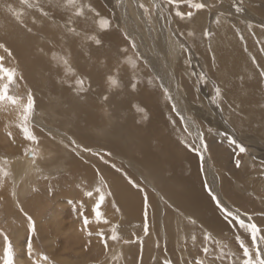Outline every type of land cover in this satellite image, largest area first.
Returning <instances> with one entry per match:
<instances>
[{
  "label": "rangeland",
  "instance_id": "1",
  "mask_svg": "<svg viewBox=\"0 0 264 264\" xmlns=\"http://www.w3.org/2000/svg\"><path fill=\"white\" fill-rule=\"evenodd\" d=\"M81 1L78 0V3ZM197 1L199 0H193V3H203L206 6H212L216 9L217 13H215L214 8L208 9L209 11L207 12V16L210 18H212L213 15L218 18L220 15L223 18L222 21L230 22L232 19L235 20L240 17L241 22L243 24L244 21L248 23L246 24L248 26H251V24L253 23L256 24V26L260 24V26L264 30V22L262 23V21H260V19H263L264 21V0H254L253 2L252 0H215V2L213 1V3L211 4L209 3L210 0H200V2ZM81 3V5H89V3H91V7L83 8V15L80 16H77L75 14V9H68L69 13L67 14H70L69 16H67L69 17L68 19L72 20L71 18L77 17V26L81 28L80 31H83L85 27L84 24L81 23V19L79 18H84L83 20L88 21L87 23H90V25L93 27L90 29L94 31L97 27H99L98 21L102 18H106L109 21V27L102 30L108 32V30L114 29L120 33V35L125 41L123 40L124 45H122L123 48L121 50V52L123 51V54L120 52V59L119 57L117 58L122 63L127 65L129 64V72L132 71V73L136 75V78L133 79L134 82H138L139 80V83H142L141 85L146 82L145 84L147 85L144 84V88L146 90L149 88L146 91V93L148 92L149 97L143 95L142 96L147 99L149 98V101L153 103H155L156 101L163 107L162 112L166 116L168 122L166 123L165 127L168 131L172 133L173 138L175 137V140L177 141V144L176 142H174L175 145H172V147L180 148L181 145L182 147L188 150L187 154H190L191 156L193 155L192 157H195L194 164L196 168H198L197 171L199 174V178H201L200 185L202 186V190L209 197V200L211 201L219 215H222L225 218V213L219 210L216 202L211 198L209 189L211 190V193L219 199L222 206L227 208L229 211H232L234 214H237L238 210V214L241 219H244L246 223H255L257 227L261 229L257 238V247L260 250L264 251V243H260L259 241V237L264 236V167L258 168V165L264 163V77L263 74L259 73L261 68L264 70V66H261L264 65V53L261 52L262 49L260 45L262 43H260L259 46L257 45L259 54L256 55L255 53L257 52L250 51L247 48L249 45L247 44L248 39L245 37V35H243V33H240L239 31L233 36L235 37L234 39L236 40V42L239 39L240 42L238 41L237 43L239 44L240 49L244 50V53H248V59H253L256 55L254 60L256 61V65L253 64L251 60L250 62L253 64V66L252 68L248 66L250 68V73L247 74L244 79L240 78L236 80L238 84L240 83V89H238V91L240 92V95L244 97V100H246L247 102L243 104L244 106L240 107L251 108V110H253L255 114L252 113L253 111L248 112L250 120L245 119L244 115H241L243 119L241 116H238L237 118L240 120L239 123L236 124L231 122V113L225 116L220 107L221 100L215 92V87L217 88V86L215 85L216 82L213 80V77L208 76L209 74L207 67L203 65L200 57L198 56L197 47H195L196 44H194L193 37V35L195 36V34L192 32V28H190L191 36H188L186 39L185 35L183 34V31L178 26V23H185L187 20L190 21L195 16V9L191 7V4L188 3V0H175L174 3H169V0H83ZM92 3H95V5L93 4L92 6ZM141 4L144 5L143 8L140 7ZM177 6H181L184 11L176 8L177 10L173 12L172 10H174V7ZM251 6H260V14L256 13L257 10H251ZM171 7L172 9H170ZM238 8L240 9L239 11H237ZM101 9H103L104 11ZM145 9H147L148 11L145 12ZM177 11L183 12L185 14L184 18L178 17L176 15ZM188 12H191L193 17H188ZM210 18H208V21L206 22L208 25L206 27V31L209 33L207 37L210 36L211 33V21L209 22ZM240 25L244 26L241 23ZM72 29L73 28H71V30ZM25 31L30 32L28 31V29ZM75 32H73V34ZM247 32L251 33L252 30L248 28ZM30 33H33L34 35L29 38H26L27 34L23 32H20V35L27 41L36 37H38V39H41L43 34L42 28L39 26L35 28L34 32ZM165 34L168 36H166ZM38 35H40V37ZM157 35L161 37V42L165 46V49L168 50L170 45L174 46L175 50H173L174 52L172 53V55H175L176 57H179V52H181V40L184 41V51L186 52L185 54L189 61L187 63H189L190 69L192 68V74L190 75L186 72L191 71L190 69H186V71L181 74L184 75L188 79V81L192 79L193 73L196 76L199 74L198 78H196L197 81L195 82V85L206 86L208 84L207 87H205L204 89H206L205 93H210V96H206V100L198 103L199 109H193L192 107V109L187 108L190 106V104L188 103L187 99H185L186 95L184 92L186 91L183 89V85H177L175 75L174 73H172L174 72L172 64L169 62L164 53H161L163 52L162 49L155 45ZM162 38L165 40V42ZM38 39L37 43H40ZM166 40L168 43L166 42ZM93 43L97 44L95 41H93ZM244 45L247 47H245ZM262 45H264V40ZM65 48L66 47L64 46V48L61 50H52L49 53L50 59L56 60L60 65H63L64 63L62 61H58L56 57L62 52V50H64V54H69L68 48ZM6 50L10 53L11 49L6 48ZM170 50L171 49H169L168 51ZM249 54L254 55L249 58ZM37 55L38 53L36 51L32 52V56ZM168 57L171 58V55ZM45 58H47V56H45ZM237 59L240 60V58ZM129 60H131V63H128ZM163 61H165L166 65ZM11 62L12 63L7 65L5 64L4 60L2 61L5 67H12L17 69V75L14 78V83L11 84L9 87V95L27 100V95L30 92L33 96V99H35V93L32 92L28 84L30 82L28 81L26 76L24 77L25 73L24 71H22L23 64L19 62L17 57L15 56L11 57ZM246 62L247 64L249 63L248 60ZM54 63L57 64L56 62ZM167 63H170L168 64L170 66H168ZM257 64L259 65V67ZM64 66L65 65H63V68L65 69ZM67 67L71 69L68 64ZM155 67L157 68V71H162L164 69L167 73H169L168 76L170 78L169 80H171L172 89H167V87H164L161 81V73L159 74V72L156 71ZM136 68H138L139 71L135 73ZM255 69L256 72H254ZM54 70H58V68ZM76 71H78V69H76ZM67 73H74V76L72 75V77H74V79L76 80L77 78L81 79L80 76H77V74H75L74 70L73 72L71 71ZM132 73L130 74L132 75ZM201 74H203V79H201ZM60 78L61 80H64V77H62L61 74ZM249 78L252 81L249 80ZM76 80L74 83L77 85ZM5 83H7V80ZM71 83H73V81ZM244 84L248 85V87L243 88L242 86ZM82 86L77 85V87H79L77 91H87V89H85V85L83 87ZM19 87H21L22 89H19ZM127 89L128 88L125 87V91ZM209 89L211 90V92ZM120 90L121 96L125 94L124 90ZM189 90H192V93L197 89L193 86V88L191 87V89ZM112 92H114V89H111L110 92L106 93L107 96L104 95L102 97L104 103H102L103 108L101 112V117L103 120H105L104 115H109L110 113H112L115 107L114 103L112 102ZM245 92L248 94H246ZM165 95L166 97H164ZM253 96L258 97L257 103L252 102ZM189 100L191 102H194L191 103L192 106H197L195 105V102H197L195 98H189ZM252 105L253 107H250ZM44 109L50 110L49 106H44ZM228 110H230V112L234 111L232 109ZM114 113L116 114V112ZM117 113L121 115L120 117L119 114H116L117 117L122 120V124L126 122L127 119L124 112ZM149 113L152 114V112ZM51 114L53 115V117L55 115L54 118L58 119L59 117L60 119V115L57 114V110L55 111V113L54 111L53 113L51 112ZM250 114L252 115V118ZM47 115H44V113L37 114V109L35 107L34 102V108L28 122L30 131L36 137V140L32 141V145H36L39 143L42 145H51L50 142H52V145L56 148V155L53 154V158L59 156V162L63 163L61 166V173L54 170L52 171V173H49V175L38 174L37 177H34V179L29 182L28 187H30V190H28V193H25V195H23L22 197L19 196L18 198L17 190L18 188H20L21 182L24 179L26 180V178L28 177L24 176L22 179L16 180L13 175V169L15 170V168L18 167V164H21V162L18 160L20 159V157L23 156L22 152L25 153V151L31 150L32 148H26L27 144L19 148L21 143L17 140L15 136L14 138L13 136L9 137V134L8 142L11 143L10 146L4 143V141L6 140L0 138V168H3L9 173L8 176H3L2 174H0V183L3 182L2 184H4L5 186V188H0V264H4L3 257L6 242L12 248V264H18L16 262V256L18 254L24 256L25 254L29 253V245L31 246V250L35 247H39L41 249V252L47 257L48 264H64V261H69L72 264H119V260L115 259V256L114 258L112 257L113 252L111 250L115 247H125L128 249L129 247H134L133 250L128 253V256H132L134 258V264H143L142 261L146 260L143 259V241L147 234V232H145V221L147 222L146 218L149 207V197H151L150 193H152V195L156 194V187L158 186V184H155L153 182L155 180L154 177L148 176L152 182L153 188L151 190L150 188L145 186L144 183H142V181L138 178L137 175H133L129 171V168L124 167L122 162L112 159L114 160L113 162H107L110 165L103 166L104 171L108 170L109 172H114L118 174L120 176L121 181H125L134 191L139 193V195L141 196L142 206L140 213L145 219H143V223L140 222L141 226L139 227L135 226L137 224L135 222V225H131V222L125 221V219H129V217H120V208L116 202V199H114V196L110 195L109 192L111 190L107 192L109 190V187L107 186L105 181H98L99 177L96 172L94 173V171H96L97 169L93 171L92 162H96L99 160L96 157L98 156L96 155L98 150L104 151L106 154H108V156L111 154L107 152V150H105L107 148H104L102 146H106L104 141H102V139H99L95 141L91 147H89L92 148V151H94L90 153V156L88 154L80 156L77 151L64 152L61 150V148L57 146L61 145L65 147L66 143H71L74 149L75 147L78 148V146H75L74 143L69 141L70 139L63 135L64 132L60 133L58 132V129H53L52 127H55V125H50V122L45 121L46 117H49ZM72 118V113L69 110L65 115V119L63 120V127L67 132L69 127L67 123L71 121ZM56 120L55 123L58 124ZM205 120L207 121L206 123L209 122L211 123V125H206V123L204 122ZM43 125L49 127V131H52L53 133L52 136H50V134H47V139H40L39 136L35 134V131H43L41 128V126ZM106 126L112 127L107 122ZM149 126L151 127L152 125ZM142 127V129L146 128L145 121L142 123ZM214 127L220 128L227 135L235 139L238 144H242L243 146H245L246 152L239 153L238 149L234 145H230L229 142L220 139L214 143L215 146L218 148L217 149L215 147L216 151H220V156H218L215 152V149L210 148L209 146V143H211V135H213ZM157 129L160 130L159 125H157ZM18 133L19 134H17V132H14V134H16L21 139V141L28 140L24 136V134H21L20 132ZM164 133L165 132L163 131V129L160 130L161 136H163ZM200 134H203L204 144L207 145L206 151L204 150L203 145H201ZM195 149H199L200 152H202V160L200 155H198L197 151H195ZM236 159H240L241 161L239 167L236 166ZM72 163H76L79 167L76 168L74 172L70 171V165ZM216 163L218 164V166H221H219L220 169L225 172L224 174L230 180L229 183H226L223 186L216 184L215 176L218 172L216 169ZM14 164H17V167H15ZM113 165H115V167H113ZM23 168L26 167L24 166ZM19 169V171L23 172V169ZM212 172H214V175L212 174ZM234 175H236L235 179L233 178ZM232 178L237 181V185L235 184V181ZM129 179H131L133 183H129ZM38 180L43 181L41 182V185L37 183ZM43 185L44 187H42ZM205 185H207V187ZM97 187L100 188V193L96 191ZM21 188H25V186L22 185ZM103 188L106 190H104ZM86 192H92L93 195L91 197L86 196ZM7 193L9 197H7ZM101 193H103L105 199L100 207L101 219L98 221L92 209L95 205V201L98 199ZM145 197H147L148 201L146 216ZM8 198L11 199L13 206L10 211H7L5 207V201ZM24 202L27 203V206H25ZM163 202L170 206V204H168L165 200ZM51 214H53L56 218H52ZM29 216L32 218V221L35 225V230L32 232H29L28 230L27 218ZM248 216L252 217L251 221L248 220ZM85 217L89 221L87 225L84 224ZM227 219L232 222L234 230L232 231L231 229L228 234V232H226L228 230L221 229L219 231L220 235L218 237V240H216L215 237L205 239V235L202 234L201 230L197 226L199 225L198 223H188L193 226V228L189 229L190 231H188V233L196 236L195 239L192 237V239H188L191 241L182 244L183 250L191 254L189 258L186 257V264H197V260L201 261L202 264H204L203 260H201V255H205L207 258H211L212 260L214 259L223 264H233L234 262H236V264H243L244 257L243 249L241 248V243H243L245 247H248L250 249V254L253 258H255V252L257 248L253 247L251 234L246 232L244 229L240 228L239 224L235 222L234 217H228ZM154 223H156V221H154L153 224ZM76 225L85 227L86 231L84 234H88L85 235L82 240H78L76 243L70 245L71 241L65 242L64 236L65 233H67L65 232V230L69 227H75ZM17 227L23 229H21L18 235H16ZM148 227L149 222H147V229ZM113 231H115L117 234L118 239L116 240L111 239ZM69 234H71V232H69L67 235ZM99 234L103 235V239H101V235ZM238 237L239 239H237ZM183 241H186V239H182L180 243ZM164 244L166 245V243ZM164 244L157 245L155 250L153 251H157L159 248L160 250H162L165 246ZM205 247L208 248L207 253L203 251ZM26 249L28 250V252L26 251ZM177 252H180V249H177ZM160 253L163 254L162 252ZM158 255H156V257H151L150 264H168L166 261H162V263H160ZM188 260H191V263H189ZM148 261L146 264H148Z\"/></svg>",
  "mask_w": 264,
  "mask_h": 264
},
{
  "label": "bare ground",
  "instance_id": "2",
  "mask_svg": "<svg viewBox=\"0 0 264 264\" xmlns=\"http://www.w3.org/2000/svg\"><path fill=\"white\" fill-rule=\"evenodd\" d=\"M213 1L215 2V0H210L209 3L211 4ZM253 1L254 0H252V2ZM197 2H200V0ZM29 3L33 4L34 6L30 8L27 6V4L22 3V0H0V44L4 45L3 48H0V56L3 57V60L7 65L12 63V56L17 57L18 61L23 64L22 71L25 73L24 77L26 76L30 82L28 83L30 89L33 93H35L34 102L37 109V114L44 113V115H47L48 113L47 116L49 117H46L45 121L50 122V125L54 124L55 127L51 126L53 129H58V132L60 133L64 132L63 135L68 137V139H70L69 141L74 143L75 146H78V148L75 147L74 149L71 143H66L65 147L61 145L57 147L61 148V150L64 152L77 151L80 156H84L86 154L90 156V153L94 151H92V148L89 147H91L94 142L99 139L104 141L106 146L102 144L101 145L104 148H107L105 150L111 154L108 156V154H106L104 151L97 149L99 153H96V155H98L96 157L99 160L92 162L93 171L97 169L94 171V173L96 172L98 175V181L101 182V178L102 181H105L109 187L107 192L111 190L109 193L111 196H114V199H116V202L120 208V217H129V219H125V221L131 222V225H135V223H137L135 226L139 227L141 226L140 222L143 223V219H145L140 213L142 206L141 196L125 181H121L118 174L109 172L108 170L104 171L103 166L110 165L107 162H113L114 160L112 159L118 160L122 162L124 167L129 168V171L133 175H137L142 183H144V185L151 190L153 188L152 182L148 176L154 177L155 180L153 182L158 184L156 187L157 195H152V193H150L151 197H149V207L146 218L147 222H149V227L143 241V259H146L142 261L143 264H146L148 259V264H150L151 257H156V255H158L160 252L163 253L158 255L160 263H162V261H166L168 264H186L185 259L186 257L189 258L191 254L183 250L182 244L191 241L188 239H192V237L196 236L188 233V231H190L189 229L193 228V226L188 223H198L199 225L197 226L203 235L208 233L209 238L215 237L216 240H218L220 235L219 231L221 229L228 230L226 231L228 234L231 229L233 231L234 227L232 222L218 214L215 207L209 200V197L202 190V186L200 185L201 178H199L197 171L198 168H196L194 164L195 157H192L193 155L191 156L190 154H187L188 150L181 145L180 148L172 147V145H175L174 142L177 144V141L175 140V137L173 138L172 133L165 127L166 123L168 122L166 116L162 112L163 107L156 101L153 103L149 101V98L147 99L143 97L148 96V92L146 93V91L149 88L147 90L144 88L145 85H147L145 84L146 82L144 81V86L141 85V82L139 83V80L138 82H134L133 79L136 78V75L132 73V71L129 72V64H124L119 60V56L121 53L123 54V51L121 52V50L125 41L120 33L114 29H107L108 32H106L100 29V27H97L93 31L90 29L93 27L90 25V23H87L88 21H84V18H79L85 27L83 31H80L81 28L77 26V17L71 18L72 20L68 19L69 17L67 16L70 15L67 14L69 13L68 9L71 10L72 8L65 7L64 0H29ZM90 4L91 3H89V5ZM93 4L95 5V3H92V6ZM8 6H11L12 11H9ZM259 7L251 6V10H257L256 13L260 14L261 10H259ZM176 8L184 11L181 6L174 7V10L172 11L175 12V10H177ZM209 8L214 7L205 5V7L202 9H195V16H192L193 18L191 20L189 19L190 21L187 20L185 23H178V26L183 31L186 39L188 36H191L189 33H191L190 28H192V32L195 34L193 37L194 44H196L195 47H197L198 56L200 57L203 65L207 67L209 74L208 76L213 77V80L216 82L215 85L220 89V107L225 116L231 113V122L238 124L240 120L237 118L238 116L244 115L245 119L250 120L248 112L253 110L248 107L241 108L244 106L243 104L247 102L244 100V97L240 95V92L238 91V89H240V83L238 84L236 80L240 78L244 79V77L250 73V68L248 66L252 68L253 64L256 62L254 60L256 55L259 54L258 46L260 43L263 44L264 30L260 24L256 26V24L253 23L251 26H248L246 25L248 24L246 21H244L243 24L240 17H237L239 20L232 19L230 22L222 21L223 18L220 15L218 18L214 15L212 18H210L207 16ZM170 9H172V7ZM214 11L217 13L216 9ZM14 12H18L20 14L19 19H17L13 14ZM208 18H210L209 22L211 21V33L210 36L207 37L204 35V33L206 31V27L208 26L206 23ZM260 21H262V23L264 22L263 19H260ZM240 23L246 27L241 26ZM37 26L42 28L43 34L41 39L36 37L26 41V39L20 35V32H23L27 34L26 38L33 36L34 34L30 32H34ZM71 28L73 29L71 30ZM248 28L252 30L251 33L247 32ZM27 29L30 32H26L25 30ZM239 31L240 33H243V35H245V37L248 39V47L245 45L244 46L250 51L257 52L255 53L256 55L253 59L250 57H252L254 54H249L250 59H248V53H244V50L240 49V46L237 43L239 39L237 42L234 39V34ZM73 32L75 33L73 34ZM158 35L155 45L162 49L163 52L161 53H164L169 62L172 64L174 69V72L172 73L175 75L177 85H183V89L186 91L184 92L186 95L185 99H187L188 103L190 104V106L187 108H198V103L206 100V96H210V93H205L206 89H204L208 84L206 83V86L195 85V82L197 81L196 78H198L199 74L196 76L193 73V77L189 81L184 75H182L186 69H190L189 63H187L189 61L185 54L186 52L184 51V41L181 40V52H179V57H176L175 55H172L174 52L173 50H175L174 46L170 45L171 48L169 46L168 50L171 49L170 51L165 49V46L161 42V37ZM38 36L40 37V35ZM91 36H95L97 39H99L100 43L94 44L93 41L95 40L89 39ZM37 39L40 43H37ZM262 44H260L262 49L261 52L264 53V45ZM64 46L68 48L69 54H64V50H62V52H59L60 54L57 55L56 59L60 62H63L64 59L67 60V64L71 67L72 72L74 70L75 74L80 76L83 80V86L85 85V89H87L85 92H81L79 90L77 91L79 87H77V85L74 83L76 80L74 77H72L74 73H67L63 68L64 64L60 65L56 60H51L49 57V53L52 50H61L64 48ZM6 48L11 49L10 53L7 52ZM33 51H36L38 55L32 56ZM169 53L171 58L168 57L170 56ZM45 56H47V58H45ZM117 57H119V59ZM237 58H240V60ZM247 60L249 61L248 64L246 62ZM163 62L166 65L165 61ZM170 63H167V65ZM57 68L58 70H54ZM76 69H78V71H76ZM155 69L157 71L156 67ZM137 71H139L138 68H136L135 73ZM157 72H159V74L161 73V81L164 87H167V89H172L171 80H169L170 78L168 76L169 73H167L164 69ZM186 72L190 75L192 74V70ZM254 72H256V69ZM130 73H132V75ZM259 73L263 74L264 77V70L262 68ZM60 74L62 77H64V80H61ZM110 76L117 80V84L115 86L110 84L108 79ZM249 80L251 79L249 78ZM72 81L73 83H71ZM5 82L6 78L3 81H0V83ZM246 84H244L242 87H248ZM193 86L197 90L193 91L192 94V90L190 91L189 89H191V87L193 88ZM125 87L128 88L126 91ZM20 88L21 87H19V89ZM111 89H114V92H112V102L114 103L115 107L112 113L109 115H104L105 120H103L101 117L103 108L102 103H104L102 97L106 95V93L110 92ZM120 89L124 90L125 92V94L122 96ZM164 97H166V95ZM189 98H195L197 101L195 102V105L197 106H192L191 103L194 102H191ZM16 99L17 103L15 104L7 100L0 102V138L6 140L4 143L10 146L11 143L8 142L9 134V137L13 136L14 138L15 136L21 143L19 148L23 147L25 144H27L26 148H32V151L28 150L25 151V153L22 152L23 156L18 160L21 162V164H18V167L17 164H14V166L18 169L13 167L15 168V170L13 169V175L16 180H20L24 176L28 177L26 180L24 179L21 182V186L17 190L19 198V196L22 197L25 195V193H28V190H30V187H28L29 182H31L34 177H37L38 174L49 175V173H52L54 170L61 173V166L63 163L59 162V156L53 158V154L56 155V148L52 145V142H50L51 145H42L40 143L32 145V141H21V139L16 134H14V132H17V134H19L18 132L24 134L20 126L22 123L20 118L23 115V105L27 102L26 99ZM252 102L257 103L258 97L253 96ZM253 105L250 107H253ZM44 106H49L50 110L44 109ZM138 109H143V111H139ZM228 109H232L234 111L230 112ZM56 110L57 114L60 115V119L59 117L58 119L54 118L55 115L53 117L51 114L53 111L55 113ZM69 110L72 113L73 118L67 123L69 125L67 132L63 127V120L65 119V115ZM114 112H116V114H119L117 112H124L127 119L126 122L122 124V120H120ZM149 112H152V114ZM252 113H254V111ZM119 116L121 117L120 114ZM250 116L252 118L251 114ZM55 120L58 124L55 123ZM144 121L146 123V128L142 129V123ZM106 122L112 127L106 126ZM204 122L206 123L207 121L205 120ZM207 124L208 126L211 125L209 122L206 123V125ZM44 125L41 126L43 131H35V134H37L40 139H47L49 134L50 136L53 135L52 131H49L50 128ZM149 125L152 126L150 127ZM157 125H159L160 130L163 129L165 132L163 136L160 135V130L157 129ZM211 136V143H209L210 148L215 149L216 146L214 143L220 139L229 142V135H227L218 127H214L213 135ZM215 152L218 156H220V151H216L215 149ZM101 157L107 159H102ZM216 165V169L218 171L215 176L216 184L223 186L224 184L229 183L230 180L224 174L225 172L220 169L221 166L219 165V167L217 163ZM24 166L26 168H23ZM261 167H264V163L258 165V168ZM19 168L23 169V172L19 171ZM76 168H79L76 163H72L70 165L71 172H74ZM213 173L214 172H212V174ZM233 178L235 179L236 175H234ZM234 181L237 185V181ZM41 182L43 181H37L39 185L42 184ZM2 183H0V188H5L4 184ZM22 185H24L25 188H21ZM42 187H44V185ZM7 197H9L8 193ZM164 200L170 204V206L165 204L163 202ZM25 206H27V203H25ZM5 207L7 211H10L13 208L10 198L5 201ZM51 216L52 218H56L53 214H51ZM154 221H156V223L153 224ZM21 229L22 228L20 227L16 228V235L20 233ZM85 229V227L79 225H76L75 227H69L65 230V232H67L64 236L65 242L71 241V245L76 243L78 240H82L85 235L88 234H84L86 231ZM69 232H71V234L67 235ZM182 239H186V241L180 243ZM164 243H166V245ZM163 244L165 246L162 250L159 248L157 251H153L157 245ZM133 248L134 247H129V249L125 247H115L111 250L113 252L112 257L114 258L115 256V259L119 260V264H134V258L132 256H128V253L133 250ZM177 249H180V252H177ZM26 251L28 252L27 249ZM20 255L21 254H18L16 256V262L18 264H48V259H41V257L45 255L41 252L39 247L33 248L31 252L25 254L24 256L21 255L23 258ZM201 256V260H203L204 264H223L214 259L212 260L211 258H207L205 255ZM191 260H188L189 263H191ZM64 264L72 263L69 261H64ZM233 264H236V262Z\"/></svg>",
  "mask_w": 264,
  "mask_h": 264
},
{
  "label": "snow or ice",
  "instance_id": "3",
  "mask_svg": "<svg viewBox=\"0 0 264 264\" xmlns=\"http://www.w3.org/2000/svg\"><path fill=\"white\" fill-rule=\"evenodd\" d=\"M175 0H169V3H174ZM22 3L27 4L28 7H33L34 5L29 3V0H22ZM188 3L191 4V7L194 9H202L205 7V5L203 3H193V0H188ZM64 6L65 7H71L75 9V14L77 16L83 15V8L88 7L90 8L91 5L88 4H84L81 5L80 3H78V0H64ZM9 7V11H12L11 6ZM140 7H144L143 4L140 5ZM240 9L238 8L237 11H239ZM94 11V9H93ZM148 10L145 9V12H147ZM17 19H19V13L18 12H14L13 13ZM177 16H180L181 18H184L185 14L183 12L177 11L176 13ZM188 17L192 16L191 12L187 13ZM99 27L100 29H106L109 27V21L106 18H102L98 21ZM191 35V33H189ZM204 35H209V33L207 31H205ZM89 39L95 40V42L97 44L100 43V40L97 39L95 36L89 37ZM4 45L0 44V48H3ZM55 58V57H54ZM3 61V57H0V81H3L5 78L7 80V83H0V102L2 101H10L11 103L15 104L17 103V99L16 97L9 95V87L11 84L14 83V78L17 75V69L12 68V67H5L4 64L2 63ZM129 62L131 63V60H129ZM63 63L65 65V70L67 72H71L72 70L70 68L67 67V60H63ZM109 82L111 85L115 86L117 84V80L114 77H109ZM201 79H203V74H201ZM77 85H81L83 84V80L80 78H77L76 80ZM216 95L219 96L220 95V89L217 87L215 89ZM34 108V99L32 94L29 92L27 95V102L26 104L23 105V115L21 116V128L23 130L24 136L30 140V141H35L36 137L32 134V132L30 131V128L28 126V122L30 119V116L32 114ZM139 111H143V109H138ZM229 143L234 145L237 149L239 153H245L246 152V148L245 146H243L242 144H238L236 142L235 139H233L231 136L228 137ZM200 142L201 145H203L204 150H207V145L204 144V137L203 134H200ZM88 150V149H86ZM90 151V150H88ZM195 151H197L198 155H200L201 160L203 159V154L202 152H200L199 149H195ZM236 166L239 167L240 166V159H236L235 161ZM113 167H115V165H113ZM0 174H2L3 176H8L9 173L7 171H5L3 168H0ZM101 182L102 178H101ZM129 183H133V181L131 179H129ZM207 187V185H205ZM96 191L98 193H100V188L97 187ZM209 193L211 195V198L216 202L217 207L219 208V210L223 213H225V218L227 219L228 217H234L235 222L239 224L240 228L244 229L246 232L251 234L252 237V244L253 247H256L257 250L255 252V258L252 257V255L250 254V249L248 247H245L243 245V243H241V248L243 249V264H264V251L260 250L257 247V238H258V234L260 233L261 229H259L257 227V225L255 223H246L244 219H241L239 214H238V210H237V214H234L232 211H229L227 208H225L224 206L221 205V202L219 201V199L211 193V190L209 189ZM86 196L91 197L93 194L92 192H86L85 193ZM105 197L103 195V193H101L98 197V199L95 201V205L92 209V211L95 214L96 219L99 221L101 219V212H100V207L102 202L104 201ZM147 197H145V216H146V209H147ZM28 230L29 232H32L35 230V225L34 222L32 221V218L29 216L28 218ZM248 220L251 221L252 217L248 216ZM88 219L85 217L84 218V224L87 225L88 224ZM193 223H195L194 221H192ZM145 232H147V222L145 221ZM101 235V239H103V235ZM205 239L209 238V234L205 233ZM195 239V237H193ZM112 240H116L118 239L117 234L115 231H113V234L111 236ZM239 239V237L237 238ZM259 241L260 243H264V236H260L259 237ZM204 252H208V249L205 247L203 249ZM29 252H31V246H29ZM12 257H13V252H12V248L10 245L7 244L6 242V246L4 248V264H12ZM41 259L43 260H47L46 256H42ZM197 264H202L201 261H197Z\"/></svg>",
  "mask_w": 264,
  "mask_h": 264
}]
</instances>
